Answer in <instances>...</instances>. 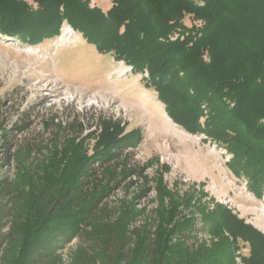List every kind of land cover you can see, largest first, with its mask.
Listing matches in <instances>:
<instances>
[{"label":"trees","instance_id":"1","mask_svg":"<svg viewBox=\"0 0 264 264\" xmlns=\"http://www.w3.org/2000/svg\"><path fill=\"white\" fill-rule=\"evenodd\" d=\"M203 1L112 0L105 10L91 0H0V35L38 45L66 22L142 73L169 117L226 149L230 170L262 199L264 0ZM23 115L12 125L0 117V264H264V232L203 185L170 186L169 165L154 176L151 209L137 201L146 187L109 199L132 173L144 176L125 153L139 128L100 117L85 135L73 121L69 134L59 122L47 142H27L18 140ZM11 162L13 174L3 169Z\"/></svg>","mask_w":264,"mask_h":264},{"label":"rangeland","instance_id":"2","mask_svg":"<svg viewBox=\"0 0 264 264\" xmlns=\"http://www.w3.org/2000/svg\"><path fill=\"white\" fill-rule=\"evenodd\" d=\"M91 1L105 10L112 5V0ZM193 1L204 4L203 0ZM142 77L112 54L99 53L66 22L59 36L38 45L0 35V117L9 125L20 113L29 117V125L18 133V140L40 138L47 142L59 122L71 134L78 131L68 125L84 121L85 135L99 125L100 117L120 120L126 131H141V137L127 146L125 153L130 155L131 165L139 171L143 167L144 176L129 175L111 192V201L132 199L146 187L145 196L137 201L151 209L156 195L154 176L162 165H169L164 176L170 186L177 185L183 191L190 185H203L207 198L225 203L264 232V197L257 198L249 191L246 179L230 170L227 163L231 154L205 140L204 134L191 133L174 122L156 90L146 86ZM96 140L95 136L86 140L91 152ZM3 169L13 174L14 162ZM77 243L76 238L64 248L65 257Z\"/></svg>","mask_w":264,"mask_h":264},{"label":"built area","instance_id":"3","mask_svg":"<svg viewBox=\"0 0 264 264\" xmlns=\"http://www.w3.org/2000/svg\"><path fill=\"white\" fill-rule=\"evenodd\" d=\"M202 3V2H201ZM131 69H132V66H131Z\"/></svg>","mask_w":264,"mask_h":264}]
</instances>
